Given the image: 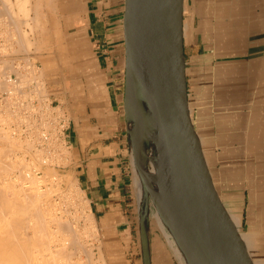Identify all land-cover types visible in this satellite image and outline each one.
<instances>
[{
  "label": "crops",
  "instance_id": "crops-1",
  "mask_svg": "<svg viewBox=\"0 0 264 264\" xmlns=\"http://www.w3.org/2000/svg\"><path fill=\"white\" fill-rule=\"evenodd\" d=\"M51 1L33 2L30 55L49 101L70 115L68 173L109 264H143L123 112L124 0ZM183 1L192 121L254 264H264V0ZM149 223V264H179Z\"/></svg>",
  "mask_w": 264,
  "mask_h": 264
},
{
  "label": "water",
  "instance_id": "water-1",
  "mask_svg": "<svg viewBox=\"0 0 264 264\" xmlns=\"http://www.w3.org/2000/svg\"><path fill=\"white\" fill-rule=\"evenodd\" d=\"M182 7V0H124L123 112L133 188L136 177L143 186L148 180L141 172L145 160L141 99L154 108L159 146L156 171L149 175L155 178L160 205L149 195L141 207L133 193L142 261L149 264L152 220L179 264L175 246H180L189 264H254L241 227L222 200L192 121Z\"/></svg>",
  "mask_w": 264,
  "mask_h": 264
},
{
  "label": "rangeland",
  "instance_id": "rangeland-1",
  "mask_svg": "<svg viewBox=\"0 0 264 264\" xmlns=\"http://www.w3.org/2000/svg\"><path fill=\"white\" fill-rule=\"evenodd\" d=\"M0 4L2 5V3H1V0H0ZM24 27V26H23ZM26 29H24V30H26V35H27V37H28V39H29V41H31V34H33L32 32H31V34L28 32L29 30H28V28L27 27H25ZM20 33V32H19ZM28 33V34H27ZM12 36H13V38L15 37L13 34H12ZM30 36V37H29ZM14 41L13 42H15V39H13ZM17 40L18 39H16V42H17ZM13 42L12 43H10V44H12L11 46H10V49L9 50H7L6 52H9V54H10V52H12V49L13 48H11V47H14V45H13ZM32 42V41H31ZM18 43V42H17ZM19 44H21L20 43V41H19ZM33 44V43H32ZM18 45V44H17ZM16 45V46H17ZM22 45V44H21ZM18 47V46H17ZM17 47H15V48H17ZM20 47H22V46H20L19 45V48ZM33 47V46H32ZM18 49V48H17ZM23 49V48H22ZM22 49L20 48L19 49V52H20V50L22 51ZM16 51V50H15ZM31 51H32V48L30 47V49H28L26 52L24 51V52H21L20 54H19V52H15L16 54H14V52L13 53H11L10 54V56L12 57H6L7 58V60H8V58H11V59H9L7 62V64H9L10 62V64L9 65H11V66H13V64L15 63V61H16V63H15V66H19L20 68H21V65L18 63V62H25V65H26V67H25V65H24V67L22 66V68H25L26 69V71L27 70H29L30 68H31V66H33L34 68L33 69H36V70H34V71H40L39 70V68H38V65H37V62H36V59L35 58H32L31 57ZM2 51H0V55L2 54L1 53ZM28 54V55H27ZM14 56V57H13ZM28 57V58H26V59H23V58H25V57ZM15 57L17 58V60L15 59ZM21 57V58H20ZM31 57V58H30ZM14 58V59H13ZM20 59V60H19ZM32 61H31V60ZM11 60V61H10ZM12 60H13V62H12ZM29 60L31 61L30 63H28L29 62ZM10 61V62H9ZM26 61H28L27 63H26ZM29 64V66H27ZM30 71V70H29ZM31 71H32V68H31ZM19 72H24V71H19ZM43 95H44V97H43V95H42V101H43V105H44V107L46 108V106L45 105H47L50 101H49V99L47 98L48 96H47V92H46V88L44 87L43 88ZM46 92V93H45ZM45 93V94H44ZM39 94H41V93H39ZM57 106L58 105H56V104H52V106L51 107H53V108H50L49 109V111H48V113H49V117H47L48 119L47 120H49V118H51V117H53V115L56 113L57 115H59L60 113L58 112V109H57ZM62 107V106H61ZM45 108H40L41 109V111L42 110H46ZM56 108V109H55ZM56 110V111H55ZM61 110L64 112V113H62L63 114V117L64 118H68V121H69V129H70V125H71V119H70V115H69V113L62 107L61 108ZM43 112V111H42ZM44 113V112H43ZM53 114V115H52ZM67 114V115H66ZM43 114H41V116H42ZM47 115V114H46ZM65 115V116H64ZM44 116H45V113H44ZM44 116H42V117H44ZM60 117H62L61 115H59ZM69 116V117H68ZM6 117V118H5ZM9 119H11L10 118V116L9 117H7V116H5V115H0V121H2V122H0V127H2V128H0L1 130H0V137L1 138H3L4 137V134H3V132L5 133V135H7V134H11L10 135V138L11 137H13V139L11 138V139H7V142H6V139H0V166H2L3 164V166H5L6 168H7V163L9 162L8 160H10V161H12L13 159L11 158V157H13L14 158V160L11 162L12 164L13 163H16V164H19L18 162H21V160L23 159H21L20 158V156H21V154H24V160L21 162V164H19V167H18V169L20 168L21 170H24L25 172H26V166L27 165H25L26 164V162L29 164L28 165V171L31 173L30 175H31V177H34V173L33 172H35V171H37V172H35V174H39L38 176H36V179H39L38 180V183H37V181L35 182L36 183V185H34L35 183H32V178H28L27 179V177H26V173L24 174L23 173V171H21L22 173H23V175H22V173H19L18 172V175L20 174V175H22L21 177L22 178H24V180L23 181H25V182H27V181H29L28 183H25V182H23V183H25L24 185H26V187H28L29 186V188L27 189V191L28 190H30V188L32 189V188H34V187H38V188H40V189H42V190H34V191H36L35 193H37V194H41L39 197L41 198H38V202L36 201V196L35 197H33V195H31V194H33L34 192L31 190L30 192H33V193H29V192H25V194H27L26 196H28V194H30V196H32L33 198H34V200L31 198V200L33 201H31V200H29L28 201V199H30V197L26 200L25 198L26 197H24L25 195H23L24 193H23V191H22V194H21V191H18L17 192V190L15 191V190H13V189H17L18 188V186L20 185V184H22V182L20 183L19 181L17 182V184L16 183H13L12 182V184L10 183L11 182V180H10V178L11 177H13V175H15L16 173H17V171L16 170H18V169H16L17 167H15V168H13L12 167V169H11V167H9L8 166V168H7V171H6V168H5V172H4V170L3 169H0L1 170V172L3 171V173H4V175H5V173L6 172H8V169H9V171L10 172H8V173H6V175L4 176V175H0L1 176V178L2 179H5L4 181H6V183H2V179L0 178V184H1V187H0V190L2 189L3 190V186H6V188H4V191H0V194H5V195H3V197H2V195H1V198L0 199H2V198H4L5 199V197L4 196H6L7 197V199H5V200H7L8 201V198H10V200H12L11 199V197H13V201H15L16 202V200H14L15 199V197L16 198H18L19 199V201H21L20 199H21V195H23V198H22V201L20 202V203H16V205H17V207H15L16 205H13L15 208H18V207H22L23 205H21V203L23 202L24 203V201L26 202V203H24V206H25V204L28 206H30V207H28L27 209H29V210H27L25 207H27V206H25L24 208L26 209V210H24V208L22 207L21 208V210L22 211H20L19 209L20 208H18V209H16V210H19V211H16L17 212V214H16V212H15V208L13 209V206L11 205V207H10V211H12L13 212V214H11L10 212H8V214H6V215H4L7 219H12L13 217H14V219H16V218H18L19 217V220H20V216H21V218H22V213H24V212H26V211H30V210H32V208L34 209V210H32V212L30 211V213L28 214L27 212V214L25 213L24 214V216L25 215H27L26 216V218L24 219L23 218V222H26V228L28 227L29 229L32 227V226H30V224H32L33 225V228H35L34 230L36 231V232H34V230H32V231H30L28 228L26 229L27 231V235H30L29 237L31 238H29L30 239V249H33V250H31V251H33V253H37V252H39L40 250L41 251H45V250H47V247L48 248H50L52 251H54V256H52V261H51V257L50 256H48V260L51 262V263H55V264H64V263H67V262H69V264H71L72 262V264H84L85 262V264H88V261L90 262L89 264H109L110 263V261H109V258H108V256L107 255H105L104 253H103V250H102V248H101V246H100V243H99V239L97 238V233H96V229H94L95 227V225H94V222L92 221V219L90 218V217H86V216H88V215H86L87 214V210H88V208H87V202L85 201V199L83 198V196H82V194H81V192L79 191L78 192V189H77V186H75V184H74V187H76L75 189H73L72 190V192L70 191V195H69V198H71V199H69L68 197H66L65 195H62V194H64L66 191H64L65 190V184H64V179L65 180H67L66 182L67 183H69L68 181L69 180H72L73 179V177L70 175V173H68V168H69V166H70V154H71V152H70V145H69V142L68 143H66V144H64L66 141H64V140H61L60 138H61V136H64V134H62L61 135V129H62V127L61 126H58V128L60 127V129H59V131H60V133H58L57 131H51V132H46V135L48 136H44V138L45 139H43V141H45L44 143H41V145H45V149H43V148H40L39 147V143L37 142L38 141V139L36 138V139H26V138H24V137H21V135H20V132L19 131H15V130H12L10 127H9V123L11 122V120H9ZM10 121V122H9ZM9 122V123H8ZM12 122H13V120H12ZM1 124H4V125H1ZM5 129H4V128ZM18 126H17V124H14V128L15 129H18L17 128ZM69 129H68V131H69ZM9 132V133H8ZM15 132V133H14ZM45 134V133H44ZM57 135V136H56ZM3 136V137H2ZM52 137V138H51ZM46 138H47V140H46ZM54 138V139H53ZM22 139H26V142H25V140H22ZM20 140V141H19ZM28 140V141H27ZM56 140H57V143H55L56 142ZM2 141V142H1ZM12 141H13V143H12ZM18 141V142H17ZM32 141H33V143H32ZM47 141V142H46ZM62 141V142H61ZM49 142V143H48ZM52 142H54V144L52 143ZM48 145H47V144ZM21 144V145H20ZM29 144L31 145V147H32V149L33 148H35V150L33 149H30L31 147L29 146ZM56 144H57V146H56ZM19 145V146H18ZM21 146V147H20ZM27 146L28 147H30L29 148V150L27 149ZM49 146V148H47ZM50 146H51V149H50ZM57 148H55V147ZM60 146V147H59ZM26 147V148H25ZM52 147H54V149H52ZM61 147H62V149L63 148H65V149H63V152L61 153ZM11 148H12V152H9L8 151V149L9 150H11ZM60 148V149H59ZM3 149H5L6 151H7V153H5L6 151L4 150L3 151ZM16 149V150H15ZM37 149H39V151H42L41 149H43V151L42 152H44V153H46L47 152V154H50L51 152V154H53V156H56L57 154V158L58 159H61L62 160V162H61V160H60V163L58 164L57 163V161H59V160H52L53 162H51V160H48V162L46 161L45 163L44 162H42V161H36L35 159L33 160V158L32 157H34L33 155L36 153V151H37ZM56 149V150H55ZM57 151V153L55 152V151ZM46 151V152H45ZM28 152V153H27ZM35 152V153H34ZM48 152H50V153H48ZM68 152V153H67ZM70 152V153H69ZM8 154L7 156L8 157H10V155H11V157L8 159L7 158V156L5 155V154ZM12 153V154H11ZM13 153L16 155L15 157H14V155H13ZM27 153V154H26ZM44 153H42V156H44L43 154ZM50 154V155H51ZM65 154V157L63 156ZM5 155V156H4ZM18 155V156H17ZM3 156L6 158V159H8L7 161H6V163H4L3 161L5 160L4 158H3ZM29 156V157H28ZM17 157V158H16ZM60 157V158H59ZM64 157V158H63ZM68 157H69V160H68ZM16 158V159H15ZM21 159V160H20ZM43 159H46V157L44 156L43 157ZM20 160V161H19ZM32 160L33 161H35L34 163L32 162ZM64 160V161H63ZM68 160V161H67ZM15 161H17V162H15ZM44 161V160H43ZM32 163V164H30V163ZM37 162H38V164H37ZM64 162V163H63ZM3 163V164H2ZM23 163V164H22ZM51 163V164H50ZM63 163V164H62ZM14 165V164H13ZM2 166V168H4ZM22 166V167H21ZM35 166V167H34ZM25 167V168H24ZM51 167V168H50ZM1 168V167H0ZM31 168V169H30ZM14 169V170H13ZM35 169V170H34ZM37 169V170H36ZM2 173V174H3ZM33 173V174H32ZM47 176H46V175ZM9 177H8V176ZM62 175V176H61ZM26 177V178H25ZM38 177V178H37ZM55 177V178H54ZM59 177H60V179H59ZM61 177H63V178H61ZM6 178H9V179H6ZM52 178V179H51ZM29 179H31V182H30V180ZM8 180H10V181H8ZM57 180V181H56ZM45 181V182H44ZM53 182V183H52ZM65 182V183H66ZM9 183H10V186L12 185V187L11 188H13L12 190H11V188H9L8 187V185H9ZM20 183V184H19ZM52 183V184H51ZM4 184H6V185H4ZM3 185V186H2ZM15 185L17 186V187H15ZM31 186V187H30ZM56 186V187H55ZM3 187V188H2ZM15 187V188H14ZM10 190H9V189ZM37 188V189H38ZM57 188V189H56ZM135 188H133V190H134ZM6 190V191H5ZM7 190H9V191H7ZM74 190H75V192H74ZM11 191L13 192H15V196L13 195L14 193H12L11 195H10V193H11ZM42 191V192H41ZM45 193H44V192ZM51 191V192H50ZM41 192V193H40ZM17 193H18V195L19 196H17ZM44 193V194H43ZM48 193V194H47ZM71 193H73V194H71ZM133 193H134V191H133ZM51 194V195H50ZM45 195V196H44ZM21 196V197H20ZM61 196V197H60ZM63 196H65L66 197V199H65V197H63ZM59 197V198H58ZM76 197V198H75ZM4 199H3V201H4ZM23 199H24V201H23ZM62 199V200H61ZM65 200V201H64ZM7 201H6V203H7ZM13 201H11V202H13ZM18 201V202H19ZM35 201V202H34ZM10 201H8V203L10 204L11 203ZM14 202V203H15ZM27 202L29 203V204H27ZM22 203V204H23ZM31 203H33V204H31ZM37 203V204H36ZM38 203H40L41 205H39ZM59 203V204H58ZM37 205V207H36V205ZM77 204V205H76ZM39 205V206H38ZM43 205V206H42ZM44 205H45V207H44ZM76 205V206H75ZM80 205V206H79ZM33 206H35V208H40V210L38 209H35ZM51 206V207H50ZM32 207V208H31ZM44 207V208H43ZM50 207V208H49ZM53 207V208H52ZM12 208V209H11ZM83 209H84V211H83ZM87 209V210H86ZM23 210H24V212H23ZM44 210V211H43ZM81 210H82V212L84 213V214H82V212H81ZM35 211V213H33ZM39 211H40V213H39ZM56 211V212H55ZM18 212H21V215H20V213H18ZM31 213H33L32 215H30ZM43 213L46 215H43ZM10 214V215H9ZM35 214V215H34ZM36 214H40V215H38V217L40 216V219H38V218H36L37 216H36ZM53 214V215H52ZM12 215V217H10ZM17 215V216H16ZM20 215V216H19ZM30 215V216H29ZM35 216L34 218H36V219H38V220H40L39 221V223H38V220H37V222L34 220V218L32 217V216ZM48 215V216H47ZM80 215V216H79ZM85 215V216H84ZM3 216V218H1V219H3V221L6 219L5 217ZM28 216H29V218H28ZM52 216V217H51ZM56 216V217H55ZM10 217V218H9ZM31 217H32V219H33V222L35 221V224H33V222H31L32 220H31ZM45 217V219H43ZM48 217V218H47ZM5 218V219H4ZM51 218V220L53 221L54 219H56V220H54V221H56V222H51V220H49L48 221V219H50ZM60 219L59 221H58V219ZM0 219V222L2 223L3 221ZM28 219L30 220V222H28ZM18 220V219H17ZM43 220H45V221H43ZM41 221H42V223H41ZM47 221V222H46ZM62 221H64V223H65V228H66V225H67V223H68V226H67V228L68 229H70L71 227H72V229H70V230H66L65 228H63V226H62V228H61V226L60 225H58L60 222H62ZM66 221V222H65ZM90 221V222H89ZM4 222H6V221H4ZM91 222H93V223H91ZM0 223V229L3 227V224H1ZM28 223H29V225H28ZM38 223V225H36ZM40 223L44 226V229H42L41 230V232L39 233V231H37V229L38 228H36V227H34L35 225L36 226H39L40 225ZM44 223H45V225H44ZM50 223V224H49ZM25 224V223H24ZM56 224H57V226H56ZM42 225L41 226H39V227H41V228H43L42 227ZM47 225V226H46ZM92 225V226H91ZM30 226V227H29ZM49 226V227H48ZM58 226H60L59 228H58ZM86 226V227H85ZM48 227V228H47ZM94 227V228H93ZM32 228V229H33ZM40 228V229H41ZM90 228V229H89ZM58 229V230H57ZM84 229V230H83ZM53 230V231H52ZM73 230V231H72ZM75 230H76V232H75ZM45 231H46V234H45ZM49 231V232H48ZM55 231V232H54ZM34 232V233H33ZM68 232V233H67ZM29 233V234H28ZM36 233V234H35ZM42 233V234H41ZM51 233V234H50ZM65 233V234H64ZM73 233L76 235H73ZM0 234H1V231H0ZM33 234H35V240H32V238L34 237V235ZM41 234V235H40ZM70 234V235H69ZM43 235V236H42ZM45 235V236H44ZM38 236V237H37ZM71 236V237H70ZM36 237H37V239L38 240H36ZM43 237V238H42ZM46 237V238H45ZM48 237V238H47ZM82 237V238H81ZM89 237V238H88ZM40 238V239H39ZM42 238V239H41ZM70 239V241H69V239ZM78 238V239H77ZM34 239V238H33ZM52 239V240H51ZM68 239V240H67ZM40 240V241H39ZM42 240V241H41ZM33 241V242H32ZM34 241L36 242H38V244L40 243L41 245L40 246H42V247H40V249H39V247H36L37 245H35L34 244V247H33V245H31V242L32 243H34ZM44 241V242H43ZM62 241V242H61ZM73 241V242H72ZM36 242V243H37ZM41 242H43V243H41ZM72 242V243H71ZM48 244V245H46V244ZM59 244V245H58ZM45 245V246H44ZM50 246V247H49ZM46 247V248H45ZM58 247V248H57ZM63 247H65V248H63ZM45 248V249H44ZM80 248H81V250H80ZM83 248V249H82ZM91 248V249H90ZM89 249V250H88ZM84 250V251H83ZM85 250H86V252H85ZM37 251V252H36ZM59 251V252H58ZM46 252V251H45ZM89 252V253H88ZM57 254V256H55ZM60 255V256H59ZM67 255H68V259H67ZM59 256V257H58ZM66 257V258H65ZM79 257V258H78ZM85 257V258H84ZM88 257V258H87ZM91 257V259H89ZM64 259V260H63ZM66 259H67V262H66ZM87 259V260H86ZM63 260V261H62ZM86 260V261H85ZM82 261H84V262H82Z\"/></svg>",
  "mask_w": 264,
  "mask_h": 264
},
{
  "label": "bare ground",
  "instance_id": "bare-ground-1",
  "mask_svg": "<svg viewBox=\"0 0 264 264\" xmlns=\"http://www.w3.org/2000/svg\"><path fill=\"white\" fill-rule=\"evenodd\" d=\"M49 1H51V0H49ZM33 2H34V0H1V3H2V5H1V8H0V30L1 29H3V27H12V25L10 26V24H8V25H6V24H4V21H6V20H8V21H10V23L11 24H13L14 26V29H18L19 30V32L20 33H14V34H16L15 35V37L13 38V39H15V42H13V45H14V47H11V48H13L12 49V52H10V54L11 53H13L14 52V54H16L15 52H19V49L21 48H23L22 49V51L20 50V52H19V54L21 53V52H26L28 49H30V47L31 48H33L32 46H33V44H32V42L31 41H29V39H28V37H27V35L25 34L26 33V30H24V29H26L25 27H27L28 28V32L31 34V32L33 33L34 32V23H33V21H32V18L30 17V13L32 12V10H33V7H34V5H33ZM183 0H182V6H183ZM50 3V5H52L53 3H52V1L51 2H49ZM184 7V6H183ZM182 7V8H183ZM52 10H55V8H54V6L52 5ZM54 8V9H53ZM7 19H6V18ZM4 19H6V20H4ZM35 19V18H34ZM16 25V26H15ZM22 26H24V27H22ZM17 27V28H16ZM13 30V29H12ZM18 30H13V31H18ZM25 32V33H24ZM13 33V32H12ZM11 34V33H10ZM28 34V33H27ZM12 36V35H11ZM31 36H32V34H31ZM13 37V36H12ZM30 37V36H29ZM16 39H18L17 40V42H16ZM19 41H20V43L22 44H19ZM18 44V45H17ZM18 47H17V46ZM19 45L20 46H22V47H20L19 48ZM15 47H17V48H15ZM16 50V51H15ZM0 51H2L1 49H0ZM28 55V54H27ZM11 57V56H10ZM14 57V56H13ZM12 58V57H11ZM11 58H8V60L9 59H11ZM21 58V57H20ZM26 58H28L27 56L25 57V58H23V59H26ZM31 58V57H30ZM14 59V58H13ZM15 59L17 60V58L15 57ZM7 60V58L6 57H4V64H6V65H8V66H10L11 67V72L13 71L15 74H16V76L18 77V82L20 83V86L22 87V86H24V85H26V86H31V85H34V90H33V93L35 94V96L37 97V99L40 101V103H42V104H44L43 103V101H42V95H43V88L45 87V83H44V80H43V76H42V72H41V70L40 71H34V70H36V69H33L34 67L33 66H31V68H32V71H31V68L29 69V70H27L26 71V69H25V71H26V79L24 78V72L22 73V72H19L20 71V69L22 68V66L24 67V65H25V62H24V65H21V68L17 65V66H15V63H16V61H15V63L13 64V66H11V65H9L11 62V60L9 61L10 63L9 64H7L8 61ZM20 60V59H19ZM31 60V59H30ZM29 60V62L28 61H26V63L28 62V63H30L31 61ZM12 62H13V60H12ZM27 66H29V64L27 65ZM25 67H26V65H25ZM0 70H2V67L0 66ZM2 76V75H1ZM39 93H41V94H39ZM46 93V92H45ZM44 93V94H45ZM43 97H44V95H43ZM48 98V97H47ZM63 103V102H62ZM62 105V104H61ZM44 106V105H43ZM46 106V110H42L44 113H45V116H44V113L42 112V116H44V118H47V117H49L48 115H49V113H48V111H49V109L50 108H52L51 106H52V102H49L47 105H45ZM42 108V107H41ZM61 106H57V109H58V112L60 113L59 115H61L62 116V118L65 120V121H68V118H64L63 117V114L62 113H64L62 110H61ZM54 109V108H53ZM56 109V108H55ZM140 110H141V114H142V117H143V120H144V124H145V134H144V137H143V140H142V146H143V150H144V154H145V160H144V165H143V168H142V170H141V172H144V175L146 174L147 176H148V180H147V182H146V186H143V184H142V182L138 179V177H136L135 178V180H134V187H135V190H133V191H135V194H136V196H137V199H138V203L139 204H141V207H143L145 204H146V200L149 198V195H151L152 196V198L153 199H155L156 201H158V204L160 205V202H159V193H158V190H157V186H156V181H155V178H151V176L149 175V173H151L152 171H156V151H157V149L159 148V146H158V144H156V120H155V113H154V108L153 107H149V105L147 104V102L144 100V99H141L140 100ZM51 111V110H50ZM49 111V112H50ZM56 111V110H55ZM47 114V115H46ZM53 115V114H52ZM67 115V114H66ZM2 116V115H1ZM65 116V115H64ZM8 117V116H7ZM69 117V116H68ZM6 118V117H5ZM10 118L11 119H9V120H12V118L13 117H11L10 116ZM0 122H2V121H0ZM10 122V121H9ZM8 122V123H9ZM68 123H69V121H68ZM1 125H4V124H1ZM71 126V125H70ZM0 128H2V127H0ZM4 128V127H3ZM18 128V127H17ZM5 129V128H4ZM60 129V127L58 128V130ZM1 130V129H0ZM70 130V129H69ZM134 129L132 128L131 129V138L132 137H134ZM9 133V132H8ZM15 133V132H14ZM59 133H60V131H59ZM1 134V133H0ZM3 134H4V137L3 138H1L0 137V139H6V142H7V139H13V137H11L10 138V135L12 134H7V135H5V133L3 132ZM13 135V134H12ZM45 135H46V133H45ZM61 135H62V132H61ZM47 136V135H46ZM57 136V135H56ZM48 137V136H47ZM52 138V137H51ZM54 139V138H53ZM61 139V138H60ZM22 140H25V142H26V139H22ZM46 140H47V138H46ZM62 140V139H61ZM20 141V140H19ZM28 141V140H27ZM2 142V141H1ZM18 142V141H17ZM45 142V141H44ZM47 142V141H46ZM62 142V141H61ZM69 142V141H68ZM12 143H13V141H12ZM32 143H33V141H32ZM49 143V142H48ZM53 144H54V142H52ZM55 143H57V140H56V142ZM47 144V143H46ZM21 145V144H20ZM48 145V144H47ZM19 146V145H18ZM29 146L31 147V145L29 144ZM56 146H57V144H56ZM21 147V146H20ZM30 147H28L27 146V149L29 150V148ZM55 147V146H54ZM54 147H52V149H54ZM58 147V146H57ZM60 147V146H59ZM26 148V147H25ZM47 148H49V146L47 147ZM56 148V147H55ZM30 149H32V147L30 148ZM34 150H35V148H33ZM32 149V150H33ZM44 149V148H43ZM43 149H41L42 151H43ZM50 149H51V146H50ZM57 149V148H56ZM55 149V150H56ZM60 149V148H59ZM63 149H65V148H63ZM63 149H62V147H61V153L63 152ZM5 149H3V151H4ZM16 150V149H15ZM54 150V151H55ZM6 151V150H5ZM8 151L9 152H12V148H11V150H9L8 149ZM42 151H39V149H37V151H36V153L33 155L34 157H32L33 158V160L35 159L36 161L38 160H40V161H42V162H48V160H51V162H53L52 160H59V161H57V163L59 162L60 163V160L62 159H58L56 156L58 155H56V156H53V154H51L50 152H48V153H50V154H47V152L46 153H44V152H42ZM58 151V150H57ZM57 151H55L56 153H57ZM5 153H7V151L5 152ZM4 153V154H5ZM28 153V152H27ZM26 153V154H27ZM42 153H44L43 155L46 157V159H43V157L44 156H42ZM68 153V152H67ZM70 153V152H69ZM12 154V153H11ZM6 156L8 155V154H5ZM4 155V156H5ZM13 155H14V157L16 156L14 153H13ZM3 156V158L5 159L3 162L4 163H6V161L11 157V155H10V157H8L7 156V158L8 159H6L5 157ZM18 156V155H17ZM64 157H65V154L63 155ZM29 157V156H28ZM63 157V158H64ZM13 160H14V158L13 157H11ZM17 158V157H16ZM15 158V159H16ZM20 158L22 159H20L21 160V162L24 160V154H21V156H20ZM60 158V157H59ZM12 160V161H13ZM19 160V161H20ZM32 160V162L34 163L35 161H33ZM44 160V161H43ZM68 160H69V157H68ZM67 160V161H68ZM9 161V162H8ZM7 162V168H8V166L9 167H11V169H12V167L13 168H15V167H17L16 169H18V167H19V164H21V162H18L19 164H16V163H11L12 161H10V160H8ZM39 161V162H40ZM64 161V160H63ZM15 162H17V161H15ZM61 162H62V160H61ZM30 163V162H29ZM58 163V164H59ZM64 163V162H63ZM62 163V164H63ZM3 164V163H2ZM23 164V163H22ZM30 164H32V163H30ZM37 164H38V162H37ZM51 164V163H50ZM1 165V164H0ZM4 165V164H3ZM2 165V166H3ZM25 165H27L26 166V172L24 171V170H21L20 168L18 169V170H16L17 171V173L15 174V175H13V177H11L10 178V180H11V184H12V182L13 183H16L17 184V182L19 181L20 183L22 182V184H20L19 186H18V188L17 189H13V188H11L12 187V185L10 186V183H9V185H8V187L9 188H11V190L13 189V190H17V192L18 191H21V194H22V191H23V195H25L24 197H26L25 199L27 200L29 197H30V199H28V201L29 200H31V198L34 200V198L33 197H35L36 196V201L38 200V198H40L39 196L41 195H39V194H37V193H35L37 190H42V189H40V188H36V187H34V188H30V190H28L27 191V189L29 188V186L28 187H26V185H24L25 183H28L29 181H27V182H25V181H23L24 180V178H22L23 176V173L26 175V177H27V179L28 178H32V183H35L36 181H37V183H38V180L39 179H36V176H38L39 174H35V172H37V171H35V172H33L32 174L34 175V177H31V171L29 172L28 171V163L26 162V164ZM2 166H0L1 168L0 169H3L4 170V172H5V166H3L4 168H2ZM22 167V166H21ZM35 167V166H34ZM7 168H6V171H7ZM25 168V167H24ZM51 168V167H50ZM31 169V168H30ZM14 170V169H13ZM35 170V169H34ZM37 170V169H36ZM21 171H23V173L21 172ZM8 172H10L9 171V169H8ZM8 172H6V173H8ZM18 172L19 173H22V175H18ZM3 173V171L1 172V170H0V175H4V173ZM6 173H5V175H6ZM38 173V172H37ZM9 174V173H8ZM4 175V176H5ZM46 175V174H45ZM8 176V175H7ZM22 176V177H21ZM47 176V175H46ZM62 176V175H61ZM9 177V176H8ZM25 177V178H26ZM0 178H1V176H0ZM38 178V177H37ZM55 178V177H54ZM61 178H63V177H61ZM2 179V178H1ZM6 179H9V178H6ZM52 179V178H51ZM59 179H60V177H59ZM3 181H2V183H6V181H4L5 179H2ZM10 180H8V181H10ZM30 180V182H31V179H29ZM57 181V180H56ZM64 181L66 182L67 180H65L64 179ZM23 182H25V183H23ZM45 182V181H44ZM64 182V186H65V190L64 191H66L64 194H62V195H65L66 197H68L69 198V195H70V191L72 192V190L73 189H75L76 187H74V184H75V186H76V180L74 179V177H73V179L72 180H69L68 182L69 183H65ZM40 183V182H39ZM38 183V184H39ZM53 183V182H52ZM51 183V184H52ZM4 185H6V184H4ZM34 185H36V183L34 184ZM3 186V185H2ZM7 186V185H6ZM6 186H3L4 188H6ZM0 187H1V184H0ZM2 187V188H3ZM15 187H17L16 185H15ZM14 187V188H15ZM31 187V186H30ZM56 187V186H55ZM146 187V188H145ZM4 188H3V190L2 191H4ZM8 188V189H9ZM57 189V188H56ZM78 189V188H77ZM0 190V191H1ZM10 190V189H9ZM9 190H7V191H9ZM33 191V192H30V191ZM34 190H36V191H34ZM76 190V189H75ZM75 190H74V192H75ZM1 191V192H2ZM6 191V190H5ZM29 192V193H33V194H31V195H33V197L32 196H30V194H28V196H26L27 194H25V192ZM42 192V191H41ZM40 192V193H41ZM44 192V191H43ZM51 192V191H50ZM78 192H79V190H78ZM12 193H14L13 195L15 196V192L13 191H11V193H10V195L12 194ZM45 193V192H44ZM43 193V194H44ZM149 193V194H148ZM48 194V193H47ZM71 194H73V193H71ZM1 195H2V197H3V195H5V194H0V198H1ZM23 195H21L20 197H21V201H22V198H23ZM35 195V196H34ZM51 195V194H50ZM17 196H19L18 195V193H17ZM45 196V195H44ZM65 196H63V197H65ZM83 196V195H82ZM5 197V199H7V197L6 196H4ZM61 197V196H60ZM66 197H65V199H66ZM19 198V197H18ZM18 198H16L15 197V199L14 200H16V202L15 201H13V197H11V199L12 200H10V198H8V201H13V202H11L10 204L8 203V201L7 200H5L4 198H2V199H0V219L1 218H3V216L4 215H6V214H8V212H10L11 214H13V212L12 211H10V207H11V205L13 206V205H16V203H20L21 201H19V199ZM59 198V197H58ZM76 198V197H75ZM3 199H4V201H3ZM41 199V198H40ZM69 199H71V198H69ZM25 200V201H26ZM62 200V199H61ZM6 201H7V203H6ZM19 201V202H18ZM23 201H24V199H23ZM24 201V203H26ZM32 201V200H31ZM65 201V200H64ZM15 202V203H14ZM33 202V201H32ZM35 202V201H34ZM38 202V201H37ZM23 203V202H22ZM21 203V205H23L22 207L24 208L25 206H27L26 204H25V206H24V203L22 204ZM27 204H29L28 202H27ZM31 204H33V203H31ZM37 204V203H36ZM35 204V205H36ZM39 205H41L40 203H38ZM59 204V203H58ZM18 205V204H17ZM17 205L15 206V207H17ZM38 205V206H39ZM77 205V204H76ZM75 205V206H76ZM19 206V205H18ZM43 206V205H42ZM80 206V205H79ZM14 206H13V209L15 208ZM22 207H18V208H20L19 210L20 211H22L21 210V208ZM28 207H30L29 205L27 206V207H25L26 209L28 208ZM34 208H35V206H33ZM36 207H37V205H36ZM44 207H45V205H44ZM43 207V208H44ZM51 207V206H50ZM49 207V208H50ZM18 208H15L14 210H15V212L16 211H19V210H16V209H18ZM24 208V210H26ZM32 208V207H31ZM53 208V207H52ZM12 209V208H11ZM30 209V208H29ZM29 209H27V210H29ZM35 209H39L40 210V208L38 207V208H35ZM161 209H162V207H161ZM24 210H23V212H24ZM32 210H34L33 208H32ZM32 210H30L31 212H32ZM87 210V209H86ZM30 211H26L27 213L29 212L30 213ZM44 211V210H43ZM83 211H84V209H83ZM26 212H24V213H22V218H21V212H18V213H20V220H19V217L18 218H16V219H14V217L12 218V219H7L5 216V220L4 221H6V222H4L3 221V219H1L3 222L1 223V224H3V227L0 229V231H1V234H0V264H55V263H51L49 260H48V256H50L51 258V261H52V256H54V251H52L50 248H48L47 247V250H45V251H39V252H37V253H33V251H31V250H33V249H30V235H27L26 233V229L28 228H26V222H23V218L25 217L26 218V216L27 215H25L24 216V214L26 213ZM56 212V211H55ZM81 212H82V210H81ZM26 213V214H27ZM28 213V214H29ZM33 213H35V211L33 212ZM33 213H31L30 215H32ZM39 213H40V211H39ZM16 214H17V212H16ZM82 214H84L83 212H82ZM10 215V214H9ZM18 215V214H17ZM16 215V216H17ZM29 215V216H30ZM35 215V214H34ZM32 216L33 218L35 217V216ZM38 215H40V214H36V218H38V219H40V216L38 217ZM43 215H45L44 213H43ZM53 215V214H52ZM86 215H88V216H86V217H90V215H89V212H88V210H87V214ZM24 216V217H23ZM29 216H28V218H29ZM46 216V215H45ZM48 216V215H47ZM80 216V215H79ZM85 216V215H84ZM10 217H12V215L10 216ZM9 217V218H10ZM32 217H31V222H33V219H32ZM52 217V216H51ZM56 217V216H55ZM24 218V219H25ZM36 218H34V220L37 222V220L38 219H36ZM48 218V217H47ZM91 218V217H90ZM18 219V220H17ZM43 219H45V217L43 218ZM58 219V218H57ZM92 219V218H91ZM49 220H51V218L50 219H48V221ZM54 220H56V219H54ZM53 220V221H54ZM60 219H58V221H59ZM35 221L33 222V224H35ZM39 221L40 220H38V223H39ZM43 221H45V220H43ZM52 220H51V222H53ZM28 222H30V220L28 219ZM47 222V221H46ZM54 222H56V221H54ZM66 222V221H65ZM90 222V221H89ZM151 222H152V224H154L155 225V223H154V221H152L151 220ZM25 223V224H24ZM38 223L36 224V225H38ZM41 223H42V221H41ZM40 223V225L39 226H41L42 224ZM91 223H93V222H91ZM50 224V223H49ZM150 224V223H149ZM28 225H29V223H28ZM34 226V227H36V228H38L37 229V231H39V233L41 232V230L42 229H44V226L42 225V227L43 228H41V227H39V226ZM44 225H45V223H44ZM58 225H60L61 226V228H62V226H63V228H65L64 226H65V223H64V221H62V222H60ZM95 225V224H94ZM1 226V225H0ZM30 226H32L29 230L30 231H32V230H34L35 228H33V225L32 224H30ZM29 226V227H30ZM47 226V225H46ZM56 226H57V224H56ZM60 226H58V228L60 227ZM67 226H68V223H67V225H66V230H70V229H72V227L70 228V229H68L67 228ZM92 226V225H91ZM49 227V226H48ZM47 227V228H48ZM69 227V226H68ZM86 227V226H85ZM95 227V226H94ZM93 227V228H94ZM33 228V229H32ZM41 228V229H40ZM167 228H168V230L170 231V233L172 234V232H171V230H170V228H169V226L167 225ZM60 229V228H59ZM90 229V228H89ZM95 229V228H94ZM36 230V229H35ZM34 230V232H36ZM58 230V229H57ZM84 230V229H83ZM155 230V229H154ZM53 231V230H52ZM71 231V230H70ZM73 231V230H72ZM33 232V233H34ZM49 232V231H48ZM55 232V231H54ZM75 232H76V230H75ZM68 233V232H67ZM29 234V233H28ZM36 234V233H35ZM35 234H33L34 235V239L32 238V240H35ZM42 234V233H41ZM40 234V235H41ZM45 234H46V231H45ZM51 234V233H50ZM65 234V233H64ZM70 235V234H69ZM73 235H75L74 233H73ZM173 235V234H172ZM30 236V237H29ZM43 236V235H42ZM45 236V235H44ZM76 236V235H75ZM38 237V236H37ZM37 237H36V240H38L37 239ZM71 237V236H70ZM30 238V239H29ZM43 238V237H42ZM41 238V239H42ZM46 238V237H45ZM48 238V237H47ZM82 238V237H81ZM89 238V237H88ZM162 238V237H161ZM40 239V238H39ZM69 239V238H68ZM67 239V240H68ZM78 239V238H77ZM175 239V238H174ZM52 240V239H51ZM40 241V240H39ZM42 241V240H41ZM69 241H70V239H69ZM33 242V241H32ZM31 242V245H33V247H34V244L35 245H37L38 244V242L36 243L35 241H34V243H32ZM44 242V241H43ZM43 242H41V243H43ZM62 242V241H61ZM73 242V241H72ZM71 242V243H72ZM177 242V241H176ZM44 244V243H43ZM46 244V243H45ZM41 244L39 243L36 247H39ZM46 245H48V244H46ZM59 245V244H58ZM177 245H178V243H177ZM45 246V245H44ZM179 246V245H178ZM40 247H42V246H40ZM40 247H39V249H40ZM46 248V247H45ZM44 248V249H45ZM58 248V247H57ZM63 248H65V247H63ZM83 249V248H82ZM91 249V248H90ZM80 250H81V248H80ZM89 250V249H88ZM84 251V250H83ZM175 251H176V253H177V255H178V259H179V262H180V264H189L188 263V261H187V259H186V257H185V255H184V253H183V251L180 249V246H179V248H177L176 246H175ZM59 252V251H58ZM85 252H86V250H85ZM89 253V252H88ZM109 253V252H108ZM171 254V253H170ZM55 256H57V254L55 255ZM60 256V255H59ZM58 256V257H59ZM115 256V255H114ZM66 258V257H65ZM79 258V257H78ZM85 258V257H84ZM88 258V257H87ZM67 259H68V255H67ZM67 259H66V262H67ZM89 259H91V257L89 258ZM64 260V259H63ZM62 260V261H63ZM87 260V259H86ZM85 260V261H86ZM82 262H84V261H82ZM91 262V261H90ZM89 261H88V264L90 263ZM73 263V262H72ZM71 263V264H72ZM86 263V262H85ZM84 263V264H85ZM64 264H69V262H67V263H64ZM83 264V263H82Z\"/></svg>",
  "mask_w": 264,
  "mask_h": 264
},
{
  "label": "built area",
  "instance_id": "built-area-1",
  "mask_svg": "<svg viewBox=\"0 0 264 264\" xmlns=\"http://www.w3.org/2000/svg\"><path fill=\"white\" fill-rule=\"evenodd\" d=\"M9 32V28L3 27L0 30V49L2 54L0 55V115L13 117L9 123V127L12 130L19 131L21 137L26 139H38L39 147L45 149L43 139L46 135L44 133L57 131L58 126H61V132L64 136L61 139L67 142V135L69 129L68 121H65L62 117L56 113L53 117L44 118L41 116V107L45 108L42 103L37 99L33 93L34 85L31 86H20L18 77L12 71L11 67L4 64V57H9L10 46L14 40ZM23 65L24 62H18ZM24 71V78L26 79L25 68H21L20 71ZM2 75V76H1ZM53 108V107H52ZM14 124H17L18 129L14 128Z\"/></svg>",
  "mask_w": 264,
  "mask_h": 264
}]
</instances>
